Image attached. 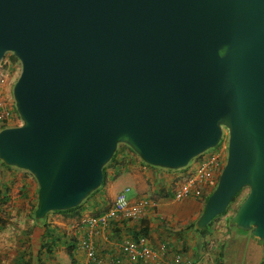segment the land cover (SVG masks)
Masks as SVG:
<instances>
[{
	"label": "water",
	"instance_id": "water-1",
	"mask_svg": "<svg viewBox=\"0 0 264 264\" xmlns=\"http://www.w3.org/2000/svg\"><path fill=\"white\" fill-rule=\"evenodd\" d=\"M7 53L21 124L0 130V162L35 179V220L98 190L118 145L180 170L225 130L194 227L245 189L227 225L264 241V0H0Z\"/></svg>",
	"mask_w": 264,
	"mask_h": 264
},
{
	"label": "crops",
	"instance_id": "crops-1",
	"mask_svg": "<svg viewBox=\"0 0 264 264\" xmlns=\"http://www.w3.org/2000/svg\"><path fill=\"white\" fill-rule=\"evenodd\" d=\"M8 127H14L9 125ZM127 162L126 169L114 180L108 179L101 189L92 197H90L80 209L78 217L68 216L66 222L70 233L64 237L65 256L67 259L66 250L69 246H74L75 264H85V253L82 249V242L86 239H91L94 245L97 256L106 260L111 255H115L117 245L133 238V232L138 228L126 221L113 222L111 228L104 234H100L94 238L88 237V229L83 221L94 215H102L109 207L112 206L117 194L128 188L129 197L148 198L155 203V208H149L144 216V220L148 223L150 230L148 233V242L153 250H157L159 246L166 245L170 252H176L182 247H186L185 253L194 264H264V241L259 242L253 239L248 233H243L234 229H230L226 219L213 222L208 227L207 233L203 237H194L193 234L183 236L176 231H187L190 225L194 224L196 219L202 213L204 207V199L211 189H208L201 196L200 208L194 212L186 220L176 222L171 217L165 219V215L160 214V207L166 205L164 199L166 195L172 198L173 202H181L173 196L175 189L189 175L197 171L201 164V157L192 160L191 164L180 170H166L156 167H151L143 163L136 155L125 152V156L120 155V159ZM13 167H5L0 162V264H20L21 261L27 259L32 260V264H36L34 258L30 255H25L26 252L20 248L12 249L7 252L6 232L4 227L11 222L12 219L18 218L20 223L21 213L23 211L18 204L14 214L11 213L9 188L10 180L13 174ZM33 191L30 192V198L22 196L19 202L32 198ZM20 197V196H19ZM190 198V197H188ZM198 199V198H197ZM24 217V215H23ZM169 220L172 221L169 223ZM191 223V224H189ZM49 225H45L38 231L48 232ZM50 230L58 229L49 226ZM193 233V230H192ZM70 236V237H69ZM53 239V238H51ZM55 242H59V238H54ZM197 244L199 249L196 250ZM48 255V254H47ZM53 256V253L51 255ZM69 260V259H68ZM70 261V260H69ZM71 263V262H70ZM44 264V263H43ZM72 264V263H71ZM152 264H156L153 262Z\"/></svg>",
	"mask_w": 264,
	"mask_h": 264
},
{
	"label": "rangeland",
	"instance_id": "rangeland-1",
	"mask_svg": "<svg viewBox=\"0 0 264 264\" xmlns=\"http://www.w3.org/2000/svg\"><path fill=\"white\" fill-rule=\"evenodd\" d=\"M11 55V53L5 54L4 59L0 64V113L8 114V119L6 120L7 124L19 126L21 124V120L15 111L12 89L20 75L21 66L19 61L10 63ZM122 146L124 145H119V147ZM12 170L13 174L10 176V188L8 190L11 213L14 214V210L17 209L18 204H20L19 206L23 209V211L21 213L22 219H20V223L18 222V218H15L12 219L11 222H8V225L3 228L7 237L6 242L8 246L6 251L9 252L12 249L15 250L20 248L21 252H26L25 255H30L31 258H34V261L41 259L44 264H71L70 261L64 257L65 243L63 242L64 237L61 235L64 233L66 236L70 233L68 223L66 222V218L68 216L57 212H51L48 213L43 220H35L34 210L37 202L38 185L30 173L14 167ZM214 189L215 186L211 188V192ZM31 191H33L32 198L29 200L26 199L20 203L19 200L22 199V196L30 198ZM246 194L247 190H242L236 201L231 204L228 212L218 216L214 221L217 222L224 219L228 221L229 216L233 213L232 209L242 199H244ZM164 200L167 204L160 207V214L166 216V221L167 217H171L172 221L177 220L176 222L186 220V218L190 217L200 208V202H202L201 199H195L193 197L185 198L181 202H173L169 195H166V199ZM172 221L169 220V223ZM42 225H49L51 228L54 227L58 229V231L57 233L53 231L50 235H46L45 232L43 234V232L38 231V227L41 228ZM176 232L180 235H185V237L189 233L193 234L194 237H198V239L200 237L196 232L192 233V230H189V232ZM56 236L60 241L54 244L53 256L50 258V256L46 254L45 250H43L42 245H44L47 240L56 238ZM199 245L200 244H197L196 250L199 249Z\"/></svg>",
	"mask_w": 264,
	"mask_h": 264
},
{
	"label": "built area",
	"instance_id": "built-area-1",
	"mask_svg": "<svg viewBox=\"0 0 264 264\" xmlns=\"http://www.w3.org/2000/svg\"><path fill=\"white\" fill-rule=\"evenodd\" d=\"M8 114L0 113V127L3 123L6 126ZM228 136L223 131L219 144L200 155L201 164L197 171L189 174L185 180L175 189L173 196L177 200L193 197L201 198L208 189L216 186L219 175L226 163ZM155 203L148 198L129 197V189L120 191L112 206L102 215H94L83 221L88 229V237L94 238L104 234L111 228L113 222L126 221L134 224L137 228L144 219L149 208H155ZM82 249L85 253V264H194L192 260L179 249L170 252L166 245H161L157 250L150 247L148 238L139 235L136 239L125 240L117 245L115 255L108 259H100L95 251L91 239L82 242Z\"/></svg>",
	"mask_w": 264,
	"mask_h": 264
},
{
	"label": "trees",
	"instance_id": "trees-1",
	"mask_svg": "<svg viewBox=\"0 0 264 264\" xmlns=\"http://www.w3.org/2000/svg\"><path fill=\"white\" fill-rule=\"evenodd\" d=\"M18 60L13 56L11 55L10 56V63H14V62H17ZM8 126H6L5 123H3V125L0 127V130L4 129V128H7ZM130 152L132 154H134L127 146H122V147H117V150L116 152L114 153L112 159L109 161V163L107 165H105V167L103 168V181H102V185L101 187L105 184V182L110 179V180H114L116 177H118L125 169H126V165H127V162L125 160V157H123V159H120V155H123L125 156V152ZM135 155V154H134ZM2 163V162H1ZM3 166L9 168V166H6L2 163ZM101 187L96 190L94 193H92L85 201H83V203L81 205H79L78 207L74 208V209H71V210H68V211H63V212H57V213H60V214H63V215H68V216H72V217H78L80 215V209L82 208V205L90 198L92 197L93 195H95L100 189ZM242 192V191H241ZM240 192V193H241ZM239 193V194H240ZM239 194L231 201V204H233L237 197L239 196ZM210 195V194H209ZM207 195L204 199V203L206 202L208 196ZM242 201V200H241ZM240 201V202H241ZM239 202V203H240ZM239 203L232 209V212L234 213L239 205ZM231 206V205H230ZM230 206L228 207V209L226 210V212L224 214H226L228 212V210L230 209ZM232 213V214H233ZM215 220V219H214ZM213 220V221H214ZM213 221L203 230H196L195 227H194V224L190 225V227L187 228V230H193V232H196L200 237H203L206 235L207 233V230H208V227L211 226V224L213 223ZM149 230H150V227L148 225V223L143 219L141 222H140V226L138 228L137 231L133 232V238L136 239L139 235H143L145 237L148 236V233H149ZM48 232V234L52 233L53 231L55 230H50L49 226H48V230H46ZM55 240L51 239V240H47L44 245H42V248L43 250H45L46 254L48 255H51L53 253V247H54V244H55ZM186 247H182L181 251L182 252H185L186 251ZM73 251H74V246H69L67 247V250H66V254H67V257L68 259L70 260V262L72 264H75L76 263V260L74 258V254H73ZM37 263L36 264H43L42 260L41 259H38L36 261ZM20 264H32V260L31 259H27L25 261H21Z\"/></svg>",
	"mask_w": 264,
	"mask_h": 264
}]
</instances>
